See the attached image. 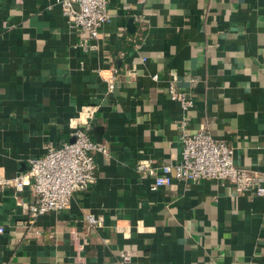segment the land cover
<instances>
[{"label": "crops", "instance_id": "1", "mask_svg": "<svg viewBox=\"0 0 264 264\" xmlns=\"http://www.w3.org/2000/svg\"><path fill=\"white\" fill-rule=\"evenodd\" d=\"M106 10L82 49L54 0H0V177L69 142L78 118L106 150L85 192L31 224V188L18 205L0 187V264H264V196L207 180L151 191L134 170L173 164L180 134L203 131L264 187V0H107ZM169 81L190 106L169 99Z\"/></svg>", "mask_w": 264, "mask_h": 264}, {"label": "built area", "instance_id": "2", "mask_svg": "<svg viewBox=\"0 0 264 264\" xmlns=\"http://www.w3.org/2000/svg\"><path fill=\"white\" fill-rule=\"evenodd\" d=\"M54 3L67 25L79 36L77 45L82 49L89 47L88 41L95 40L100 27L110 19L106 10L107 0H54ZM102 79L106 92L110 93L114 88V77L111 74ZM151 80L155 81L156 76H151ZM195 82V79H189L190 84ZM166 93L171 101L178 100L183 109L190 106L189 101L182 99L183 95L176 94L171 81L166 86ZM88 128V122L78 118L71 130V141L48 146L41 157L28 161L25 173L14 179L0 177V187L12 188L18 205H22L19 197L22 188H31L33 202L27 208L29 224L36 217L63 210L74 193L85 192L93 182V155L106 154V150L90 140ZM179 141L181 150L173 164L156 168L148 162H138L134 166L137 173L151 180V191L168 187L173 180L189 184L207 180L230 185L235 194L251 192L256 197L264 196L263 175L235 167L232 164V150L222 141L203 131L194 134L183 131ZM84 221L93 227H100L101 224L99 219L92 216H85Z\"/></svg>", "mask_w": 264, "mask_h": 264}, {"label": "water", "instance_id": "3", "mask_svg": "<svg viewBox=\"0 0 264 264\" xmlns=\"http://www.w3.org/2000/svg\"><path fill=\"white\" fill-rule=\"evenodd\" d=\"M71 141V140H70Z\"/></svg>", "mask_w": 264, "mask_h": 264}]
</instances>
